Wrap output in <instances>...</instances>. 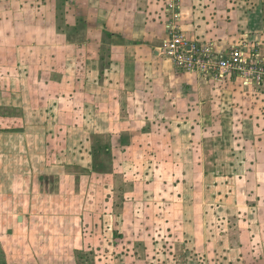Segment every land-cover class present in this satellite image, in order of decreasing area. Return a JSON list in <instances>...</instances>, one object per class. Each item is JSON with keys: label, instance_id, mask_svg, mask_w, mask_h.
<instances>
[{"label": "rangeland", "instance_id": "374dc122", "mask_svg": "<svg viewBox=\"0 0 264 264\" xmlns=\"http://www.w3.org/2000/svg\"><path fill=\"white\" fill-rule=\"evenodd\" d=\"M171 3L206 38L183 28L191 44L250 49L253 78L178 69L144 41ZM254 123L264 0H0V264H264V179L202 171Z\"/></svg>", "mask_w": 264, "mask_h": 264}, {"label": "built area", "instance_id": "2783aa9c", "mask_svg": "<svg viewBox=\"0 0 264 264\" xmlns=\"http://www.w3.org/2000/svg\"><path fill=\"white\" fill-rule=\"evenodd\" d=\"M169 8L172 10L167 11L172 15L166 23L164 47L173 66L190 72L200 69L197 71L200 75L215 74L221 78L238 75L246 80H251L252 75L258 72L253 70L257 67V61L251 59V50L244 46L237 45L225 50L188 42L180 25L179 4L171 3Z\"/></svg>", "mask_w": 264, "mask_h": 264}, {"label": "crops", "instance_id": "0c3cea01", "mask_svg": "<svg viewBox=\"0 0 264 264\" xmlns=\"http://www.w3.org/2000/svg\"><path fill=\"white\" fill-rule=\"evenodd\" d=\"M183 12V17L185 21L181 23L180 19V25L181 28L185 29V35L188 36L191 39L195 40H201V39H206L205 37L202 38L203 36L200 35L201 33V28L198 27L197 22L196 24L192 23L193 21H196L195 16H191V12H188L186 15V9H182ZM181 14V11H180ZM188 19V20H187ZM185 24V25H184ZM157 27V25H156ZM150 30V31H147ZM144 33V41H146L148 44H157L158 48L161 47V45L164 44V41L167 37L166 34V23H162L159 28H156L153 30V28H149L142 32ZM205 36V35H204ZM217 44V43H215ZM156 48V49H158ZM155 52L158 54V52L155 50ZM153 69V67H151ZM153 71V70H152ZM180 77L185 81L186 84L193 82L196 85H194L192 88L196 89L197 83L199 82L195 81L197 80V75L194 74H187V73H180ZM201 80V78H200ZM200 84H202L200 82ZM200 86V85H199ZM246 125V124H245ZM260 125H262L260 123ZM247 126H245L246 128ZM251 128L254 129L251 135L250 139H243L247 140L245 141L244 145L245 147H239L238 152L235 153V150H232L230 154H228L225 159H221L222 163H219L220 161L216 156H215V149L214 147H208L206 149V157L202 160V171H203V176L204 177H211L213 179H218V180H225L229 179L232 182L239 183L241 182V177L246 178L245 184L249 187L252 184H256L255 179L256 177L258 178V181H262L264 179V131H262V128H259L256 123H254L252 126L250 125ZM228 128V127H226ZM229 128L232 130V125H229ZM259 130V131H258ZM258 131V132H257ZM233 137V136H231ZM224 160V161H223ZM218 166H222V168L225 167H230L231 171L227 174L225 172H221L222 168H219ZM244 166L249 167V168H254L257 167L260 172L257 173L256 171H249L248 174L244 177V174L240 171L241 169L244 168ZM248 171V170H246ZM206 174V175H205ZM229 175H231L229 177ZM261 178V180H260ZM254 179V180H252Z\"/></svg>", "mask_w": 264, "mask_h": 264}]
</instances>
